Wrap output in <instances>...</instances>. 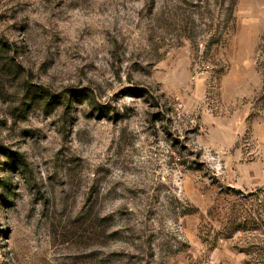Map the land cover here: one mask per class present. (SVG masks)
Returning a JSON list of instances; mask_svg holds the SVG:
<instances>
[{"label":"rangeland","instance_id":"obj_1","mask_svg":"<svg viewBox=\"0 0 264 264\" xmlns=\"http://www.w3.org/2000/svg\"><path fill=\"white\" fill-rule=\"evenodd\" d=\"M0 264H264V0H0Z\"/></svg>","mask_w":264,"mask_h":264},{"label":"trees","instance_id":"obj_2","mask_svg":"<svg viewBox=\"0 0 264 264\" xmlns=\"http://www.w3.org/2000/svg\"><path fill=\"white\" fill-rule=\"evenodd\" d=\"M10 155H11V156H15V157H16L15 161H17V162H23V159H22V157H20V156H17L15 153H10Z\"/></svg>","mask_w":264,"mask_h":264}]
</instances>
